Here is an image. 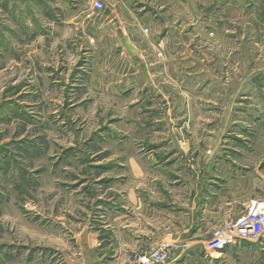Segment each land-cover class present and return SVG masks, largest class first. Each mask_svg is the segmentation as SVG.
<instances>
[{"label":"rangeland","instance_id":"1","mask_svg":"<svg viewBox=\"0 0 264 264\" xmlns=\"http://www.w3.org/2000/svg\"><path fill=\"white\" fill-rule=\"evenodd\" d=\"M95 1L0 0V264H122L112 228L130 211L117 200L140 182L139 195L164 194L179 173L192 174L194 157L235 161V175L264 173V13L256 1L226 0L180 21L174 40L150 51L147 81L127 67L123 85L112 79L122 70L115 50L85 32L91 19L116 13V0H104L103 11ZM173 1L133 0V9L162 20ZM136 159L145 171L132 170ZM237 219L201 220V248L177 242L176 258L264 264V238L207 249L214 231Z\"/></svg>","mask_w":264,"mask_h":264},{"label":"crops","instance_id":"2","mask_svg":"<svg viewBox=\"0 0 264 264\" xmlns=\"http://www.w3.org/2000/svg\"><path fill=\"white\" fill-rule=\"evenodd\" d=\"M244 1H256L263 10L262 14L264 13V0ZM225 2L226 0H174L165 12L168 15L161 20L148 12L136 13L133 0H116V13L112 17L88 20L94 28H87L85 32L90 34L88 37L91 40L96 37L94 42L100 40L101 35L104 36L107 46L115 50L114 56H117V59L114 61V68L118 65L119 68L122 67V70H118L112 77L115 82L121 80L119 85L124 84L123 80L127 77L124 69L127 67L137 78L147 81L149 67L154 64L150 57L156 58L150 51L162 49L164 42L174 40L169 35L171 27L180 25V21L195 22L196 18H199L197 12L224 5ZM237 4L233 7L238 8ZM96 24L103 26L102 32L96 30ZM108 26H114L109 35ZM145 30H148V33H145ZM163 31L165 35L160 36ZM121 73L124 74L120 75ZM117 83L113 85L117 87ZM183 147L185 153L191 149L186 144ZM131 163L132 170L137 173L145 171L144 165L137 159L131 160ZM235 163L237 162L234 161L232 167L231 163L225 165L205 162L201 161L200 157H194L192 174L187 170H184V174L179 173L169 181L173 185L168 186L166 193L139 195L135 189L138 190L142 181L129 190V193L118 197L117 202H123L122 207L130 211L129 215L121 218L124 225L112 228L121 248L122 264H126L127 259L139 250L163 241L187 243L190 251L196 252L202 243L197 238L202 229L201 220L212 219L213 223L219 226L243 216L251 200L264 197V173L254 169L253 172L235 175L238 171ZM231 168L233 173L228 171ZM136 176L139 177L137 174ZM141 178L144 180L147 176ZM176 183L177 186H174ZM260 184L263 188H260ZM180 255L169 264H186L188 256Z\"/></svg>","mask_w":264,"mask_h":264},{"label":"built area","instance_id":"3","mask_svg":"<svg viewBox=\"0 0 264 264\" xmlns=\"http://www.w3.org/2000/svg\"><path fill=\"white\" fill-rule=\"evenodd\" d=\"M96 11L104 9V0L93 4ZM145 33L148 30L144 31ZM264 238V197L252 200L246 213L225 228L215 230L207 249L210 253H221L226 247L240 242H259ZM180 246L177 243H162L157 247L145 249L131 258L127 264H169L175 258Z\"/></svg>","mask_w":264,"mask_h":264}]
</instances>
